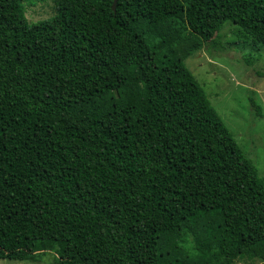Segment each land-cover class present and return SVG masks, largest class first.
<instances>
[{
    "label": "trees",
    "instance_id": "16d2710c",
    "mask_svg": "<svg viewBox=\"0 0 264 264\" xmlns=\"http://www.w3.org/2000/svg\"><path fill=\"white\" fill-rule=\"evenodd\" d=\"M53 3L0 0V259L264 261V176L184 63L225 24L264 46V0Z\"/></svg>",
    "mask_w": 264,
    "mask_h": 264
},
{
    "label": "rangeland",
    "instance_id": "374dc122",
    "mask_svg": "<svg viewBox=\"0 0 264 264\" xmlns=\"http://www.w3.org/2000/svg\"><path fill=\"white\" fill-rule=\"evenodd\" d=\"M23 2L29 23L46 19L55 12L53 0ZM183 23L184 17L179 14L177 27L181 24V38L173 45L181 50L191 43ZM241 40L244 38L236 34L235 28L225 24L209 44L193 47L184 63L204 88L239 146L264 176V46L252 48L248 41ZM55 256L54 252L46 251L34 261L0 259V264H56ZM234 264H264V261L241 257Z\"/></svg>",
    "mask_w": 264,
    "mask_h": 264
},
{
    "label": "water",
    "instance_id": "95a60500",
    "mask_svg": "<svg viewBox=\"0 0 264 264\" xmlns=\"http://www.w3.org/2000/svg\"><path fill=\"white\" fill-rule=\"evenodd\" d=\"M117 0H112L111 8L115 10Z\"/></svg>",
    "mask_w": 264,
    "mask_h": 264
}]
</instances>
